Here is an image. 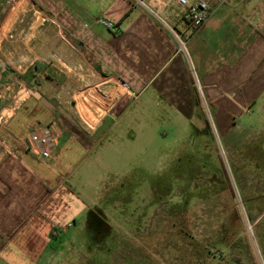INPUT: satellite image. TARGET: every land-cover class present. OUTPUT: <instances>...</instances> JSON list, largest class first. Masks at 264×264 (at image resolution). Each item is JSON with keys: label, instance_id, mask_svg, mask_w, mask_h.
<instances>
[{"label": "crops", "instance_id": "0c3cea01", "mask_svg": "<svg viewBox=\"0 0 264 264\" xmlns=\"http://www.w3.org/2000/svg\"><path fill=\"white\" fill-rule=\"evenodd\" d=\"M159 1L172 30L134 0H0V264H81L84 259L87 241L78 233L88 231L98 203L88 202L80 192L83 182L73 174L104 121L91 129L67 115L70 125L59 129L51 159L27 146L35 124L57 125L55 106L35 96L39 92L50 102L35 88L31 73L57 54L66 56L58 53V41L65 47L77 43L82 57L110 74L97 89L104 83L117 89L113 82L118 81L133 98V87L158 82L165 94L192 109L196 80L191 63L214 103L240 89L248 106L261 103L264 111V0H205L209 13L202 24L186 22L187 8L177 0ZM102 18L116 29L100 24ZM221 85L226 90L213 91ZM89 90L83 93L90 100L83 116L93 121ZM100 93L106 104L115 102L111 92Z\"/></svg>", "mask_w": 264, "mask_h": 264}, {"label": "rangeland", "instance_id": "374dc122", "mask_svg": "<svg viewBox=\"0 0 264 264\" xmlns=\"http://www.w3.org/2000/svg\"><path fill=\"white\" fill-rule=\"evenodd\" d=\"M66 47L58 41L66 56L57 54L31 74L55 106L58 129L69 127L67 115L91 129L104 121L73 174L88 202L98 203L88 231L78 233L87 241L79 262L264 264L261 103L248 106L240 89L214 103L202 83L190 110L158 82L133 87V98L118 81L117 89L104 83L98 90L110 74L82 57L77 43ZM190 72L200 78L193 65ZM90 88L115 96L103 109L93 102L96 121L83 116Z\"/></svg>", "mask_w": 264, "mask_h": 264}, {"label": "built area", "instance_id": "2783aa9c", "mask_svg": "<svg viewBox=\"0 0 264 264\" xmlns=\"http://www.w3.org/2000/svg\"><path fill=\"white\" fill-rule=\"evenodd\" d=\"M180 5L187 8V13L184 20L193 24H202L209 13V5L205 0L199 1L196 4H190L187 0H177ZM134 2L140 7L144 8L160 25L172 30L167 20L162 15V9L164 4L159 0H134ZM100 24L108 28L109 30H115L116 27L111 21L102 18L99 20ZM180 45L182 51L186 53V43L180 39ZM190 66L192 64L190 63ZM1 62H0V78H1ZM196 85L199 90V81L196 80ZM59 142V129L54 124H42L37 123L32 128L30 134L27 137L28 149L42 157L43 159H51L54 150L58 147Z\"/></svg>", "mask_w": 264, "mask_h": 264}, {"label": "bare ground", "instance_id": "6f19581e", "mask_svg": "<svg viewBox=\"0 0 264 264\" xmlns=\"http://www.w3.org/2000/svg\"><path fill=\"white\" fill-rule=\"evenodd\" d=\"M86 95V94H85ZM87 95H89V96H91L92 98H94V101L99 105V106H104L106 103H105V101L106 100H104L105 98H104V96L100 93V92H98V91H95V90H90V91H88V93H87ZM91 99V98H90ZM88 102V100H87V97L86 96H84V97H82V103H83V106H85L86 105V103ZM88 103H90V102H88ZM88 106V105H87ZM85 108V107H84ZM86 109V108H85ZM88 111V110H87ZM92 117H93V114H92ZM94 121H96L95 119H94Z\"/></svg>", "mask_w": 264, "mask_h": 264}, {"label": "water", "instance_id": "95a60500", "mask_svg": "<svg viewBox=\"0 0 264 264\" xmlns=\"http://www.w3.org/2000/svg\"><path fill=\"white\" fill-rule=\"evenodd\" d=\"M35 96L42 101V103L48 107H53V105L43 97L39 92L34 91Z\"/></svg>", "mask_w": 264, "mask_h": 264}, {"label": "trees", "instance_id": "16d2710c", "mask_svg": "<svg viewBox=\"0 0 264 264\" xmlns=\"http://www.w3.org/2000/svg\"><path fill=\"white\" fill-rule=\"evenodd\" d=\"M39 81H41V79L38 80V83H39ZM237 261H238V259H237Z\"/></svg>", "mask_w": 264, "mask_h": 264}]
</instances>
